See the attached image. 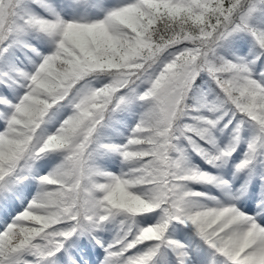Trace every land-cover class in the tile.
Wrapping results in <instances>:
<instances>
[{
	"label": "snow or ice",
	"instance_id": "snow-or-ice-1",
	"mask_svg": "<svg viewBox=\"0 0 264 264\" xmlns=\"http://www.w3.org/2000/svg\"><path fill=\"white\" fill-rule=\"evenodd\" d=\"M0 264H264V0H0Z\"/></svg>",
	"mask_w": 264,
	"mask_h": 264
}]
</instances>
